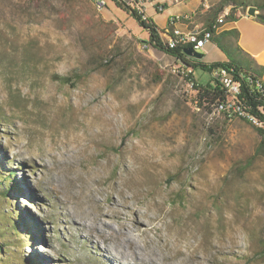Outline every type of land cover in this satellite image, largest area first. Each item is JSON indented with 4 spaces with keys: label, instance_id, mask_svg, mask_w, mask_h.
Instances as JSON below:
<instances>
[{
    "label": "rangeland",
    "instance_id": "1",
    "mask_svg": "<svg viewBox=\"0 0 264 264\" xmlns=\"http://www.w3.org/2000/svg\"><path fill=\"white\" fill-rule=\"evenodd\" d=\"M106 3L0 0V264H108L99 246L131 252L122 224L140 264H264L260 136L195 106L173 59Z\"/></svg>",
    "mask_w": 264,
    "mask_h": 264
},
{
    "label": "trees",
    "instance_id": "2",
    "mask_svg": "<svg viewBox=\"0 0 264 264\" xmlns=\"http://www.w3.org/2000/svg\"><path fill=\"white\" fill-rule=\"evenodd\" d=\"M111 1H113L118 8L128 12V14H130L138 22L141 28L149 32L148 42L155 50H158L171 58L179 59L181 61V64L184 67L189 68L192 73L195 68H202L203 70H208L210 73L217 68L227 69L232 77L233 82L239 84V93L236 96H233V94L229 92L227 88L218 83L215 79L211 81L214 82V84L209 81L204 85H200L195 79V81L198 83L197 87L199 90L196 96V106L210 114L212 112V109L218 103L221 104L232 100L236 106L240 107L247 114H250L257 120L263 122V128H258V126H255L246 118H241L238 116H233L231 118L242 119L252 127H254L261 138L260 149L264 148V87L261 88V92L257 87L258 82L264 86L263 73L261 69L251 66L247 60L239 56L240 54L238 53L240 49L238 47L233 48L231 47V45H227L222 37L220 38V36L224 35H233L237 37L238 32L235 29L224 31L220 36L214 38L212 37L211 41L226 55L227 61L221 63L216 62L208 65L202 63L201 59L197 60L195 58L187 56L184 53L185 48H167L161 38L160 32L153 25L152 21H143L138 15L135 5L129 6L125 2L119 0ZM211 5L214 7V17H217L220 13H223L225 7L229 5L232 6L231 13L226 16L229 21H236L233 10L240 8L241 11L246 14V11L250 6L255 7L258 12L256 20L264 24V0H211ZM209 29H212V25L209 26ZM62 81L69 83L71 81V78H62ZM14 174V172L9 173L10 185L8 187V190L14 189V184L11 181Z\"/></svg>",
    "mask_w": 264,
    "mask_h": 264
},
{
    "label": "crops",
    "instance_id": "3",
    "mask_svg": "<svg viewBox=\"0 0 264 264\" xmlns=\"http://www.w3.org/2000/svg\"><path fill=\"white\" fill-rule=\"evenodd\" d=\"M131 1V0H128ZM145 11L146 16L152 21L153 25L157 28L161 35H164V31H169V28H176L181 31L187 30L194 25L209 28L210 25L215 26L219 17L228 15L231 13L232 6H227L223 13H220L217 17L213 16L214 7L211 5V0H208V7L202 6V0H182L177 4H166L162 12L157 13L155 5L162 3L166 0H134ZM103 12V11H102ZM236 21H229L227 17L224 18L222 24L216 25L213 38L220 36L224 31L236 30L238 32L237 37L233 35L220 36L227 45L231 47H238L240 49L239 56L247 60L251 66H254L262 70L264 79V24L260 23L256 19L246 16L240 8L233 10ZM159 14H163L161 27L155 22L156 17ZM174 16H185L187 19H182L179 22H175L174 25L169 26L168 20ZM212 49L219 50L221 54L220 60L215 62H205L204 64H212L216 62H226V55L211 41L207 46V52Z\"/></svg>",
    "mask_w": 264,
    "mask_h": 264
},
{
    "label": "built area",
    "instance_id": "4",
    "mask_svg": "<svg viewBox=\"0 0 264 264\" xmlns=\"http://www.w3.org/2000/svg\"><path fill=\"white\" fill-rule=\"evenodd\" d=\"M122 2H125L129 6H136V10L138 12V15L141 17V19L145 22H149V18L146 16L144 9L136 3L134 0L126 1V0H119ZM182 0H166L162 3H159L160 12H162L165 8L166 4H177L180 3ZM97 6L101 8L102 11H104L107 7L106 0H97ZM202 6L204 8L208 7V0H202ZM225 16H221L217 19L216 25L222 24L224 22ZM182 19H187L185 16H174L168 20V24L170 26L174 25L175 22H179ZM216 25L212 26V29L209 28H203L199 26H192L189 27L185 31L178 30L176 28H169V31H164V35H161V38L165 44V46L169 49H175V48H192L195 52H207V46L211 43L212 39H206V32H214L216 29ZM195 32H203L204 33V40L202 41H195L194 40V33ZM142 49L145 51H150L151 49H154L152 45L149 42H141ZM173 63L169 66L170 72L172 75L177 76L182 81H184L186 86V91L191 92L194 94L193 97V103L197 104V94H198V83L195 81V78L193 76L192 71L189 68L184 67L181 64V61L176 58H172ZM233 72V71H230ZM215 79L218 83L222 84L223 86H226V88L233 94V96H236L239 93V84L236 82H233L232 77L227 69L225 68H217L215 69L213 73ZM257 87L259 91L261 92V87H264L259 82L257 83ZM211 113H217L224 115L227 119H231L233 116L243 117L248 119L251 123L258 124V128H263V122L257 120L255 117H253L250 114H247L245 111H243L240 107L236 106L235 103L232 100H229L225 103L217 104L213 109ZM210 113V114H211ZM264 115V111H263Z\"/></svg>",
    "mask_w": 264,
    "mask_h": 264
},
{
    "label": "bare ground",
    "instance_id": "5",
    "mask_svg": "<svg viewBox=\"0 0 264 264\" xmlns=\"http://www.w3.org/2000/svg\"><path fill=\"white\" fill-rule=\"evenodd\" d=\"M92 3H93V6H94V9H95V11L96 12H102V10H101V8L100 7H98L97 6V0H92ZM155 9L157 10V12H160V7H159V4H156L155 5ZM213 34H214V32H206V39H212V37H213ZM194 40L195 41H202V40H204V33L203 32H195L194 33ZM234 72V71H233ZM225 88H226V86H224ZM262 88V87H261ZM255 126H258V124H256V123H253ZM130 209V208H129ZM110 217H115L110 211H108V212H106V213H102L101 215H99V216H95L94 217V220H93V229H94V231H96V233L98 232V233H102V231H104V228H108L109 229V224H108V222H106V219L107 218H110ZM137 220V224H140L141 225V223L143 224L144 223V221L142 220V215L140 216V218L139 219H136ZM92 221V220H91ZM81 225L82 224H78V227H80V228H77V229H81ZM91 225V224H90ZM121 228H122V230L119 232V233H117L119 236L120 235H122V241H124L126 244H127V246L129 247V249L131 250V252H127V251H125V250H120V249H118L116 246H111V245H109L108 243H106V245H104L105 244V241H107L106 239H104V238H102L103 239V245H104V247L102 246H99V249H98V253H99V255H101L102 257H104L103 259H104V261L106 262V263H108V264H121V263H117V259H119V258H121L123 261L124 260H127V259H129V258H131V259H133L134 261H133V264H140V262H143V259H142V257H141V255L139 256V254L138 253H136L135 252V239L132 237V231L130 230H128V229H126V228H124V225L122 224L121 225ZM120 228V229H121ZM88 229V228H87ZM139 229V228H138ZM94 231H91L89 234H88V236H87V238L88 239H86L87 241H90L91 242V240L90 239H92V237H94L95 238V236H96V238L98 237L97 235H96V233L94 232ZM100 231V232H99ZM136 231V230H135ZM86 232V231H85ZM143 233L144 234H146V231H143ZM116 234V233H115ZM99 235H102V234H99ZM99 237H103V236H99ZM96 238H95V240H96ZM101 239V240H102ZM158 241H160V243H161V238L158 236ZM97 242L98 241H96L95 243L97 244ZM100 243V242H99ZM157 243V242H156ZM159 243V242H158ZM112 244V243H111ZM102 245V244H101ZM161 245V244H160ZM120 246V245H119ZM118 246V247H119ZM127 246H126V248H127ZM157 247V249L159 248L158 246H156ZM163 247V246H162ZM124 249V248H123ZM139 249V248H138ZM143 250V249H142ZM162 250H160L159 252H161ZM162 253V252H161ZM169 254H171V252L169 253ZM169 254H165V256H163L162 257V259L161 260H166L167 258H168V255ZM141 257V258H140ZM153 259V258H152ZM150 260V263L151 264H157V262H155L154 261V259L153 260ZM129 262V261H128Z\"/></svg>",
    "mask_w": 264,
    "mask_h": 264
},
{
    "label": "water",
    "instance_id": "6",
    "mask_svg": "<svg viewBox=\"0 0 264 264\" xmlns=\"http://www.w3.org/2000/svg\"><path fill=\"white\" fill-rule=\"evenodd\" d=\"M257 9L255 7H252L250 6L247 11H246V16L248 17H251L253 19H256L257 18ZM184 53L187 55V56H190L192 58H195L197 60H200L202 59V54H199L198 52H195L192 48H187L184 50Z\"/></svg>",
    "mask_w": 264,
    "mask_h": 264
}]
</instances>
